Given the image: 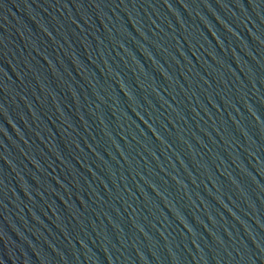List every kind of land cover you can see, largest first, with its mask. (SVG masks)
I'll list each match as a JSON object with an SVG mask.
<instances>
[{"label": "water", "instance_id": "obj_1", "mask_svg": "<svg viewBox=\"0 0 264 264\" xmlns=\"http://www.w3.org/2000/svg\"><path fill=\"white\" fill-rule=\"evenodd\" d=\"M0 264H264V0H41L0 92Z\"/></svg>", "mask_w": 264, "mask_h": 264}]
</instances>
